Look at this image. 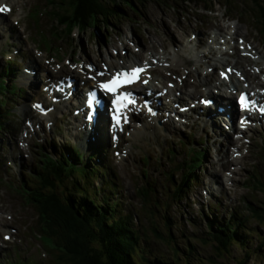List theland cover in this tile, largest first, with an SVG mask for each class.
Returning <instances> with one entry per match:
<instances>
[{"label":"rangeland","instance_id":"1","mask_svg":"<svg viewBox=\"0 0 264 264\" xmlns=\"http://www.w3.org/2000/svg\"><path fill=\"white\" fill-rule=\"evenodd\" d=\"M1 1L0 4H2ZM6 2L13 8L12 14L7 16V19L19 22L17 27H13L15 31H21V38L27 39V47L33 51V54L42 55L43 60L46 58L49 64L46 62L41 67L36 59L30 57L22 41L20 46L24 62L31 61L39 68L36 66L37 74L31 77V82L29 81L31 86H37L29 89L30 95L24 94L23 98H16L17 101L12 99L16 95H11L9 101L14 104V107H9V110L16 118H14V124L7 120L5 130H0L2 138L0 146L3 142L9 144V149L3 150V157L8 156L12 162H16L10 168L7 167L9 172L5 178L0 173V262L10 254L13 260L19 255L26 264L27 260L32 257L38 259L37 264H40L42 260L40 258H44L46 264H63L58 261L61 252L57 251V254L53 255L44 247L42 241L46 242V239L40 237L43 233L38 226V211L35 205L27 204L24 191L21 192L9 183L10 174H15L21 180L27 179L28 172L34 171L35 164L37 165L39 159L44 156L42 153H53L55 148L64 149L69 154H72L73 149H79L82 152L80 161L87 163L89 157L98 156L97 151L89 148L94 146L98 140L101 141L98 146L103 145L110 148V155L104 161L111 165V170L117 174L116 178L123 185L121 201L125 202L127 210L130 208L129 203L134 204L129 209L134 218L138 217L137 211H139L143 222L141 229L146 234L141 240V246L147 251L151 248L155 255L168 252L166 240H162L158 232L152 231L149 224L151 216L155 217V212H157V222L162 231L164 223L167 226L163 215L169 213L171 221L174 224L179 223L177 233L182 240H178L177 243L184 248L183 259L179 264H190L195 261L200 264L202 261L210 263V255L215 257L217 252L209 247V255L202 246L197 245L194 242L192 230L207 225L206 216L202 214V211L205 210L206 213L212 211V203L221 210L226 206L229 209L241 207L243 211L248 212L251 227L264 234V229L259 224L260 220L264 219V211L262 212L264 207V145L261 146L264 143V130H260L259 127L239 132L237 135H240L241 139H238L237 135L228 134L226 131L228 129L215 131L216 125H210V122L202 117L204 112L200 111L199 116L190 111L186 118H182L188 121L187 124L176 122L172 118L163 120L160 116L156 125L148 127L145 136L139 133L133 141L132 137L124 134V137H117V140L112 139L113 143H110L108 133H100L91 141L84 140V136L87 138L89 132H85L84 120L74 114L75 105L68 106L64 111L56 114L53 111L51 118L54 121L51 124L47 123L44 115L37 113L36 105L31 107L32 102L37 100L36 91L39 96H43L39 88L42 82L47 81V78L66 76L68 73L50 71L48 67H59L61 64L65 68L74 66L77 73H71L73 75L71 77H80L83 80L87 78L86 74H81L84 69L94 74L92 60L103 67V62L110 58L129 60V57L146 56L150 52L162 54L161 47L171 52L174 47L173 42L183 43L187 38L189 44L197 49V42L202 44L211 42L216 31L231 34H228L230 36H227V40L222 42L221 46L233 44L234 41L236 43L227 49L233 54V56L228 55V61L235 64L242 63L244 67H246L244 63L249 61L250 74L247 80L249 84H252L251 88H255V79L259 81L257 90L258 87L264 88V70L259 72L258 69V67L264 68V38L261 37L264 36V6L262 5L264 3L259 0H209L208 4L213 6L214 10L207 11L203 5L196 6L184 0H130L127 3L129 8L125 6L126 11L130 12H126L127 15L114 13L113 15L117 17L111 18V23H108L107 27L101 21H93L95 26H99V30L95 26L84 31L77 28L70 36L65 31L66 27H59L54 21V19L57 20L54 17L58 12L63 11L66 0H7ZM225 5L230 10H225ZM19 10L20 15L17 16ZM104 10L107 14L109 13V10ZM163 21H166L167 25ZM235 25L238 30H235ZM170 28L174 30L172 34L169 32ZM228 29L230 30L226 32ZM238 36L245 37L256 46L261 54L253 52L251 55L238 57L240 59L238 60L234 52H239L238 56L240 52L245 53L239 47L241 43L236 42ZM14 39L8 42L7 39L0 38V70L4 65L10 68V65L3 63L4 58L14 62L13 57L18 54L19 44ZM220 39L219 36L216 38L218 43ZM242 45L245 44L242 43ZM215 50L216 47L213 46L204 53V62L191 61V64L188 63L182 67L189 70L190 76L182 84L181 89L186 90L194 86L197 97L204 95L206 91H214L213 87L206 89L205 83L201 81L207 73L208 81L211 79L213 85L216 84L218 79L216 69L220 68L218 70L220 72L224 67L222 64H217L214 70L209 68L208 62L212 61L211 55ZM3 53H6L5 56H2ZM257 58L259 60H256ZM84 61L87 62L84 64V69L78 68V64ZM150 61L153 63V59ZM153 71L161 73L158 69ZM174 72L177 74V71ZM178 72H181V69ZM20 77L14 83L15 87L21 86L20 81L23 86L26 85L24 83H28L26 78ZM170 77L168 75L166 80ZM8 83L13 82L8 81ZM45 106H47L46 103ZM28 119L32 120L33 125ZM77 120L82 121V124H78ZM124 132H127V129ZM65 135H67L66 138ZM132 141L131 151L128 145ZM124 150L127 152L121 156ZM196 150L204 153V161L202 167L193 172L187 170L184 158L188 159L190 152ZM144 153L150 155V164L142 161L141 155ZM170 153L172 155H169ZM94 164L91 161V165ZM96 164H98L97 161ZM147 167L151 169L150 176L143 172ZM106 169L109 168L106 167ZM110 173L107 171L108 177L113 176ZM195 175L196 182L193 180ZM184 177L189 178L186 179V186L180 194L174 193L172 198L175 190L173 185L180 186ZM215 179L223 180V185L217 187ZM3 181L6 182L3 183ZM39 181L37 191L40 193L48 191L44 190L46 185L43 179ZM102 181H99V184ZM104 183L102 182L100 186H104ZM144 185H154L156 196L151 193L148 199L147 193L141 194ZM146 189L148 190L149 187L146 186ZM209 195L210 201L206 203ZM199 204H201L200 208ZM153 208L156 211L152 210L151 214ZM197 208L200 210V215ZM254 209L258 210L259 214H256ZM227 212L223 210L220 215H223L222 213L225 215ZM7 236L9 238H6ZM54 236L57 240L62 239L59 231L54 232ZM200 241L201 236L198 242ZM257 245L258 251L251 254L254 260L247 264H260L257 252L264 251V244L257 243L254 247Z\"/></svg>","mask_w":264,"mask_h":264},{"label":"trees","instance_id":"2","mask_svg":"<svg viewBox=\"0 0 264 264\" xmlns=\"http://www.w3.org/2000/svg\"><path fill=\"white\" fill-rule=\"evenodd\" d=\"M119 1L122 6L127 7V3L130 2L129 0ZM105 2V0H72L65 8L66 11H70L68 29L72 31L74 25L88 26L91 18L105 16ZM122 6L116 4V9L122 10ZM107 7L109 8V5ZM6 89L7 86L0 83V90L4 92ZM10 89L8 87V90ZM5 113H7V110L2 98H0V117ZM81 153L79 149H73L72 152L76 158H79ZM42 165L44 166L38 169L36 178H32L31 183L25 186L26 188L20 187L21 189L24 188L22 190L25 192L27 203L35 205L38 211V226L43 233L42 238H45L47 242H43L45 248L50 250L53 255H56L57 251L62 253L58 257V261L63 264H142L133 255L136 252L144 260L143 264H150L145 254L140 253L141 241L139 242L140 236L137 233L139 229L132 230L130 225L134 226V223L131 214L117 217V204L110 201L109 191L114 193L113 188L117 191L116 181L113 178L103 180L105 182L104 186H97L95 181L100 174L97 166H81L51 156ZM40 179H43V183L46 185L44 190H48L45 193L37 191ZM56 179H60L59 186L54 183ZM182 188L183 183L177 187L179 191ZM149 195H151L150 191L147 193V198ZM83 207L86 209L85 211L91 212L89 213L91 218H96L91 222L96 225L94 230L87 226V224H91H89L86 217H83V220L87 224L78 216V211L83 213ZM98 207H102L103 212L100 211L96 214L95 210L99 211ZM255 211L256 214H259L258 210ZM150 213L152 214V212ZM232 216L231 221L213 215L212 218H209L207 226L210 235L208 232L202 234L205 239L202 247L207 250L209 255V247L214 249L217 254L215 257L211 256L212 259L209 257L210 263L202 261V264H247L249 262L247 258L255 253L254 248L250 249L253 246V234L255 232L249 231V224L247 227L246 220L249 216H243V211L237 208ZM151 217L154 219L153 231L159 232L160 225L157 219L154 216ZM109 218L116 220L113 230H110ZM55 229L62 234L60 241L54 236ZM123 229L129 231L122 232ZM163 231L168 233L166 228ZM235 233L241 235L242 241L240 243L236 242ZM167 235L173 237V233ZM174 237L177 241L181 240L176 234ZM263 237L261 239L264 244ZM208 238L213 242L209 241ZM257 240L259 242V237H257ZM94 243L96 244L94 245ZM191 243L193 242L191 241ZM236 245H240L241 249L246 251L245 255H234ZM179 248L181 254L184 248L180 246ZM41 259V262L46 264L44 258ZM262 260V264H264V256ZM12 264L26 263L21 260ZM27 264L30 263L27 262Z\"/></svg>","mask_w":264,"mask_h":264},{"label":"bare ground","instance_id":"3","mask_svg":"<svg viewBox=\"0 0 264 264\" xmlns=\"http://www.w3.org/2000/svg\"><path fill=\"white\" fill-rule=\"evenodd\" d=\"M2 1H1V3H3L4 5L8 4L6 2L7 0H2ZM105 1H108V0H105ZM0 6H1V4H0ZM4 13L5 14L0 15V38L7 39L8 42H9V40L12 41L13 38H15L14 40L19 44V46H18L19 50H18L17 56H15L16 61L14 60V65H15L16 70L18 72H23L21 75L22 78H26V80L28 81V83H24V84H26L24 86L27 89H31L34 86V85L31 86V84H30L31 77H34V75H35V73H37V70L39 67L36 64L32 63L31 61L30 62H24L25 60H24V57L22 55V48L20 46V45H22V41H23L24 46L28 50L30 57L33 59H36L40 63L41 67H42V64H44L46 62L48 63V61H46V58L43 60V57L40 54H33V51L31 49H29L26 45L27 39H25V38L22 39L21 38L22 33L21 32L17 33L15 31V29L13 28L14 24H12L11 22H9L7 20L6 16H7L8 11H4ZM19 15H20V10L17 13V16H19ZM54 21L57 22V25L59 27L63 26L56 19H54ZM163 22L167 25L166 21H163ZM234 28L236 30L237 26L235 25ZM169 32H170V34H172L174 32V30L172 28H170ZM212 41L214 44H211L209 46V48H207L206 50H205V44H204V49L193 48L189 44L188 38H187L183 43L182 42H178V43L173 42L174 47H173L171 52H169L167 48L161 47V49L163 50L162 54H160L158 52H156V54H153V52H150V54L146 55V56L143 55L140 57L139 56L129 57V60H127L126 58H118V59L110 58V60L104 61V65H106L105 69L103 67H100L96 61L92 60V64H93L92 68L94 70V76L93 77L96 80H98V82L96 83V86H94L93 84H90L89 81H86V84H87L86 86L98 87L99 81L101 80L100 78H98L99 76H106L108 74H109V76H111V75H115L116 73H122L123 69H130V68L135 67L138 64V65L144 67L145 69H144L143 73L140 75V78L136 81V83L132 85L134 87L132 89H134L143 98H145V97L149 98L150 97L152 102H156L157 100H159V98L156 96L157 85L161 86L162 82L166 83V86L164 88L167 92V95L168 96L174 95V97L177 101L178 100L182 101V103H177L173 99L171 103L175 107L179 108L180 110L187 108V114H190V111L193 114L194 109H193L192 99H195L197 96L196 88L194 86H191V87H189L190 89L189 88L186 90L181 89L182 84L185 82L187 77L190 76V72H188L189 70L187 71V69L182 68L183 66L185 67V64H188V63L191 64V61L204 62V60H205L204 53L206 51H209V49H211L212 46H215L216 50L211 55L212 62L209 63V68H216L217 64H222L224 66L220 75L218 76L216 84L220 83L222 80H228V81L231 80V82H233V80H234V75H233L231 63H229L227 66L224 65V62L228 61V54L226 53L227 49H225L227 47L225 46V48L221 49L218 41L215 38V36L212 37ZM245 49H248V48H245ZM254 50L257 53L261 54L260 51L258 49H256L255 47H254ZM189 51L194 53L195 55H192ZM249 51L255 52L251 49H249ZM151 59H153V63H152V61H150ZM5 61L9 62V61H11V59L5 58ZM86 63L87 62H85V61L83 63H79L78 68L84 69V64H86ZM233 66H234V68H236L234 70H236V72L239 74L240 77H242V76H244V74H246L243 67H242V69H239L240 67H238L236 64H234ZM142 67H140V68H142ZM90 69H91V67H90ZM154 69L160 70L161 73L155 72L154 76L151 75V73ZM180 69H181V72H178ZM48 70L55 71V72H68L66 74V76L68 74H71V73H77V70L74 66L65 68L63 64H61L59 67H56V66L48 67ZM174 71H177V74ZM101 73H103L104 75H101ZM1 74H2V72H0V75ZM81 74H83V73H81ZM168 75L171 76L172 78L170 77L169 80H166V77ZM207 76H208V74L206 73V75H205L204 79L201 81V83L202 82L207 83V81H208ZM107 77H105V79ZM0 78H1V76H0ZM161 80H163V81H161ZM143 81H146V83ZM69 82H70L69 80H62L61 77H58L57 80L56 79H50V80H47L45 82H42L41 86H39L40 93L43 96H39V94L36 91L37 100L42 102V104H44V105H45V103L48 105L46 107V111L48 112V114L44 112L45 119L48 121L47 122L48 124H51V122L49 120H52L51 115H52L53 111H54V114L56 112H61L65 107H67L70 103H72L76 99L77 95L74 93L72 87H73V85H75V87L77 88V80L74 82V84L67 86ZM20 83H21V81H20ZM144 86H145V88H144ZM232 86H233L232 90L234 88H238V84H236V83H233ZM34 87H37V86H34ZM222 87L223 86H221L220 88H222ZM253 89L256 93H258V91L255 90V88H252V90ZM221 96L223 97V96H225V94H222ZM142 97L140 98L141 100H142ZM222 97H220V99H222ZM78 100H79V97H78ZM147 100H149V99H147ZM151 101L149 100V102H151ZM32 105H34V103H32ZM108 106L109 105L107 104V102L104 101V105L100 110H98L97 108L93 109L94 112L97 113V115H95V117L97 119L96 124H97L98 128H100L103 132H108L110 129V126H111L109 107ZM148 107H149L148 104L146 105L143 103V107L141 106L139 111L135 112L134 109L131 110V113H133V114L136 113V115H137V118H136L137 121H135L134 125L132 126V129L129 128L128 132H127V135L132 137L133 141L135 140V137L137 134L142 133L143 136H145V132L148 131V127L154 126L158 123L157 120L161 115L156 110L154 113H152L151 112L152 109L150 110L151 113L147 112ZM175 107H172V109L177 110V108H175ZM214 107H215V105L212 106V110L214 109ZM105 111H107V113H108L107 116L103 115L105 113ZM100 112H102V114ZM223 112H225L224 107L222 108V111H220V114H219L220 119L219 118L217 119V124H216V121H214L215 125H216L215 131L220 132L221 129L227 128L228 130H231V132H234L235 126L233 127V125H232L233 120H229V118H227ZM173 115L175 117H177L178 119L181 118V116L176 111L173 112ZM216 115L217 114H215V116ZM92 117H93V115H92ZM77 123L82 124V121L77 120ZM125 124L126 123H123V126ZM209 124L214 125L211 122ZM71 128L73 130V127H71ZM213 131H214V129H213ZM92 133H94V130H93V132H91V134L88 135V138L86 140L89 139V137L92 135ZM213 134H215V132H213ZM216 138H218V137H216ZM133 141L130 145H128V148H130V149L132 148L130 146H133ZM11 148H13V147H11ZM89 148L93 149L94 151H98V155H99L98 157L100 160H105L106 158L108 159V156L110 154V150H109L110 148L109 147L105 146L102 148V147L98 146V144H95L94 146H92V147L90 146ZM101 148H102V150H101ZM131 151H132V149H131ZM125 152H127V150H124V152L122 153L121 156H123V154ZM110 174L115 175L113 172ZM96 178H97V181L99 182L101 180L108 179V175H107V173L103 172V173H100V175H98ZM24 179L25 178H23V180ZM84 210H86V209H84ZM82 212H84V211L82 210ZM76 253H78V252H76ZM35 262H36L35 260L29 261L30 264H35Z\"/></svg>","mask_w":264,"mask_h":264},{"label":"snow or ice","instance_id":"4","mask_svg":"<svg viewBox=\"0 0 264 264\" xmlns=\"http://www.w3.org/2000/svg\"><path fill=\"white\" fill-rule=\"evenodd\" d=\"M6 10V7H0V12H4ZM142 71H144V69L136 67L131 70H126L123 73H116L111 78H108L104 82L100 83L99 89L116 96V99L111 100V103L116 105L117 108L123 106L125 102L128 104H134L135 100L130 98L132 93L127 92L125 90V86L130 85L134 83L135 80L139 79V73ZM101 75L104 74L101 73ZM121 76H123V79H120ZM143 82L146 83V81ZM241 100H244L243 96L241 97Z\"/></svg>","mask_w":264,"mask_h":264}]
</instances>
